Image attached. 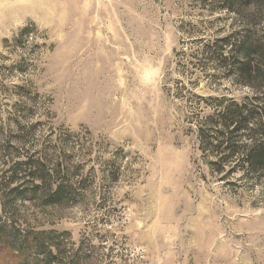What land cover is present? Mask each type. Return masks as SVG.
Returning <instances> with one entry per match:
<instances>
[{
	"label": "rangeland",
	"instance_id": "obj_1",
	"mask_svg": "<svg viewBox=\"0 0 264 264\" xmlns=\"http://www.w3.org/2000/svg\"><path fill=\"white\" fill-rule=\"evenodd\" d=\"M188 8L184 0H0V81L38 94L45 112L36 119L88 138L84 174L93 168L96 188L74 204L18 203L15 226L64 234L65 257L79 264H264V194L224 188L207 172L188 111L168 90L181 78L173 53L186 47L178 27ZM147 58L160 70L151 88L138 79ZM195 92L246 94L227 82ZM17 100L0 93L3 118ZM14 148L23 159L27 145ZM112 161L121 166L116 182ZM6 169L0 163V175Z\"/></svg>",
	"mask_w": 264,
	"mask_h": 264
},
{
	"label": "trees",
	"instance_id": "obj_2",
	"mask_svg": "<svg viewBox=\"0 0 264 264\" xmlns=\"http://www.w3.org/2000/svg\"><path fill=\"white\" fill-rule=\"evenodd\" d=\"M184 1L191 19L178 28L186 47L182 43L173 53L181 78L168 90L188 111L207 172L224 188L258 189L263 195L264 0ZM223 82L246 94L235 99L195 92L200 83L216 92ZM1 92L18 100L12 115H0V163L8 173L0 175V264H79L65 257L64 234L21 228L11 220L20 216L18 203L58 206L95 197L96 188H89L93 168L84 174L93 147L87 137L36 119L45 111L40 112L38 94L28 96L24 85L8 89L0 81ZM25 145L24 158H13L14 147ZM111 156L121 161L124 155L116 149ZM105 164L108 180L116 182L121 166Z\"/></svg>",
	"mask_w": 264,
	"mask_h": 264
},
{
	"label": "clouds",
	"instance_id": "obj_3",
	"mask_svg": "<svg viewBox=\"0 0 264 264\" xmlns=\"http://www.w3.org/2000/svg\"><path fill=\"white\" fill-rule=\"evenodd\" d=\"M160 77V70L155 66L150 58L145 59L142 71L138 77L140 83L144 87L151 88L158 83Z\"/></svg>",
	"mask_w": 264,
	"mask_h": 264
}]
</instances>
